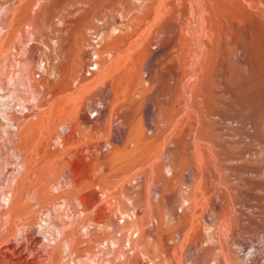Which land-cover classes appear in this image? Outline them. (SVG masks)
<instances>
[{
	"label": "rangeland",
	"instance_id": "1",
	"mask_svg": "<svg viewBox=\"0 0 264 264\" xmlns=\"http://www.w3.org/2000/svg\"><path fill=\"white\" fill-rule=\"evenodd\" d=\"M0 178V264H264V0H0Z\"/></svg>",
	"mask_w": 264,
	"mask_h": 264
},
{
	"label": "bare ground",
	"instance_id": "2",
	"mask_svg": "<svg viewBox=\"0 0 264 264\" xmlns=\"http://www.w3.org/2000/svg\"><path fill=\"white\" fill-rule=\"evenodd\" d=\"M173 20H174V18H173ZM183 29V28H182ZM180 31V30H179ZM182 36V35H181ZM178 38V37H177ZM181 45V44H180ZM104 49V48H103ZM96 51V50H95ZM96 53V52H95ZM98 53V52H97ZM204 53V52H203ZM186 55V54H185ZM93 56H96V58H98V56L97 55H94V53H93ZM110 56V55H109ZM182 56V55H181ZM178 58V57H177ZM97 63V62H96ZM91 66H93V67H95V69L94 70H97V66H98V64L96 65L95 63H92V65ZM185 66V65H184ZM181 67V66H180ZM183 69V68H182ZM196 69V68H195ZM93 70V69H92ZM200 70V69H199ZM203 71V70H202ZM90 73V72H89ZM197 73V72H196ZM201 73V72H200ZM150 78V77H149ZM169 83V82H168ZM165 84H166V82H165ZM195 86V85H194ZM193 86V87H194ZM170 87V86H169ZM196 87V86H195ZM168 90V89H167ZM191 91V90H190ZM193 93H194V91H193ZM193 97H194V95H193ZM180 101V100H179ZM198 101V100H197ZM199 102V101H198ZM200 104V103H199ZM179 107H180V105H178ZM177 107V106H176ZM174 108V107H173ZM178 108V107H177ZM168 113V112H167ZM16 120V119H15ZM13 122H14V120H13ZM163 122V121H162ZM172 122V121H171ZM170 122V123H171ZM165 125V124H164ZM15 127L17 128V130H18V126H16L15 125ZM61 127V126H60ZM59 127V128H60ZM62 127H65V126H62ZM58 128V129H59ZM66 128V131L64 132V134H63V137H62V139H61V142H60V145L63 147V138H65V136H66V133H67V127H65ZM56 138V137H55ZM55 147H53V149H54ZM57 148H60V147H57ZM202 156V155H201ZM209 162V161H208ZM200 163V162H199ZM203 166V165H202ZM205 167V166H204ZM208 170V169H207ZM210 174V173H209ZM53 176V175H52ZM9 182H7V184L4 186V189H6L5 190V192H4V201H5V203L7 204V206L9 207V202H11V200H13L12 199V197L14 196V197H16L15 195L16 194H18V192L17 193H15V191L16 190H12L13 192H12V194L10 193V191L9 190H11L10 188L12 187V185L16 182V177L14 176V174L12 173V172H10V174H9ZM1 179V178H0ZM105 180V179H104ZM67 181V180H66ZM17 183V182H16ZM49 184V183H48ZM205 188V187H204ZM3 189V190H4ZM53 189V188H52ZM37 190V189H36ZM199 191V190H198ZM207 193V192H206ZM2 194H3V192H2ZM24 194V193H23ZM55 194V193H54ZM210 195V194H209ZM212 196V195H211ZM11 197V199H9ZM25 198V197H24ZM35 198V197H34ZM17 199V198H16ZM28 199V198H27ZM41 199V198H40ZM35 200H37V197L35 198ZM24 201V200H23ZM27 201V200H26ZM29 201V200H28ZM49 201V200H48ZM36 202V201H35ZM47 202V201H46ZM12 205V204H11ZM23 206V205H22ZM18 207V206H17ZM28 207V206H27ZM9 208H11V207H9ZM29 208V207H28ZM28 210V209H27ZM30 211V210H29ZM29 211H27V212H29ZM19 212V211H18ZM26 212V213H27ZM41 212V211H40ZM55 212V211H54ZM182 212V211H181ZM24 213H25V211H24V207H22L21 208V212L19 213V214H17L16 215V218H21V216L23 215V217H25V215H24ZM34 213V212H33ZM85 213V212H84ZM29 214V213H28ZM27 214V215H28ZM99 214V213H98ZM132 215H134V214H132ZM8 216V215H7ZM50 216V215H49ZM136 216V215H135ZM14 217V216H13ZM26 218V217H25ZM127 218V217H126ZM135 218V217H134ZM15 219V218H14ZM29 219H30V217H29ZM46 219H48V218H46ZM98 219H102V215L100 216V218H98ZM133 219V218H132ZM145 219V218H144ZM129 220V219H128ZM48 221V220H47ZM22 222H23V220H22ZM101 221H98L97 220V224L98 223H100ZM25 223V222H24ZM50 223V222H49ZM40 224H42V223H40ZM61 224V223H60ZM22 225H26V224H22ZM36 226H38V224H35ZM43 225V224H42ZM51 225V224H50ZM139 225V224H138ZM147 225V224H146ZM21 226V225H20ZM34 226V225H33ZM88 226H90V225H88ZM91 226H92V224H91ZM102 226V225H101ZM32 227V226H31ZM46 227L47 228H41V230L40 231H38L37 230V228L38 227H36V231H38L39 232V234L40 233H42L41 235H43L44 236V240H46V242H47V245H51V243L50 242H53L52 244H55V245H53V247H52V249H50L52 252H54V254H53V258H55L54 257V255H56L57 254V252L59 251L58 250V246H57V244H56V239H57V237L56 236H58V235H60L61 236V233L63 234V232H64V230L62 229V230H58V229H54V230H56V232H53V231H51L49 228V225H46ZM55 228L57 227V226H54ZM141 227V226H140ZM25 228H26V226H25ZM29 228V227H28ZM33 228V227H32ZM58 228V227H57ZM31 229V228H30ZM59 229H61L60 227H59ZM94 229V228H93ZM102 229V228H101ZM104 229V228H103ZM28 230V229H27ZM105 230V229H104ZM32 231H33V229H32ZM32 231H27V233L25 234V237H26V243H25V245H22V246H24V247H26V249L30 252V254H31V256H30V259L28 260L25 256H24V254H23V250L22 249H17V248H15V247H11V246H7V247H5V251L7 252V253H10V257H11V259H8V260H6L7 262H8V264H46V257H48V256H46L45 257V255L43 254V252H41V249L43 248V247H41V241H42V236H39L38 234H36V233H33ZM63 231V232H62ZM147 230H145V232H146ZM93 232V231H92ZM96 232V231H95ZM147 234V233H146ZM64 235V234H63ZM72 235V234H71ZM74 235V234H73ZM150 235V234H149ZM148 237V236H147ZM162 237V236H161ZM164 237V236H163ZM61 238H62V236H61ZM152 238V237H151ZM153 238H155V237H153ZM152 238V239H153ZM70 240V239H69ZM159 240H160V238H159ZM163 240V239H162ZM171 240V239H170ZM58 242V241H57ZM66 243H67V241H65ZM70 242V241H69ZM163 242H166V241H162V243ZM62 243V242H61ZM9 244V243H8ZM69 244V246H70V243H68ZM157 245H158V243H156ZM164 244V243H163ZM72 245V244H71ZM109 245H111V247L109 246V248H112V249H116L115 247H116V245H117V243H115L114 241H111L110 242V244ZM128 245H130V244H128ZM43 246H46V243H45V245H43ZM168 246V245H167ZM176 246V245H175ZM174 246V247H175ZM48 246H46V248H47ZM66 247H68V246H66ZM163 247V246H162ZM169 247V246H168ZM21 248V247H20ZM69 248V247H68ZM172 248H173V246H172ZM163 249H164V247H163ZM72 250V249H71ZM168 250H169V248H168ZM43 251V250H42ZM69 251H70V248H69ZM68 251V252H69ZM115 251V250H114ZM164 251V250H163ZM6 252L4 253V254H6ZM65 252H67V251H65ZM86 252V251H85ZM165 252V251H164ZM163 252V253H164ZM167 252V251H166ZM169 252H171V250L169 251ZM27 253V252H26ZM44 253H45V251H44ZM46 253H47V251H46ZM74 253V252H73ZM166 254V253H165ZM43 255H44V257L45 258H43ZM99 255V254H98ZM91 256H93V255H91ZM90 256V257H91ZM167 256V255H166ZM49 257H51L50 255H49ZM70 257V256H69ZM90 257L88 258L87 257V259H90ZM94 257V256H93ZM97 257V256H96ZM95 258V257H94ZM93 258V259H94ZM12 259H14V260H12ZM86 259V261H88ZM91 259H92V257H91ZM93 259H92V261H93ZM2 260V259H1ZM95 260V259H94ZM119 260V259H118ZM4 261V260H3ZM52 261V260H51ZM54 261H57V260H54ZM84 261V260H83ZM97 261V260H96ZM49 262V261H48ZM62 262H63V260H62ZM81 262V261H80ZM85 262V261H84ZM126 262V261H125ZM60 263V262H59ZM58 263V264H59ZM82 263V262H81ZM127 263V262H126ZM64 264V263H63ZM258 264V263H257Z\"/></svg>",
	"mask_w": 264,
	"mask_h": 264
},
{
	"label": "built area",
	"instance_id": "3",
	"mask_svg": "<svg viewBox=\"0 0 264 264\" xmlns=\"http://www.w3.org/2000/svg\"><path fill=\"white\" fill-rule=\"evenodd\" d=\"M65 131H66L65 127H60L58 129L57 137L54 139L53 146L61 147L60 142Z\"/></svg>",
	"mask_w": 264,
	"mask_h": 264
}]
</instances>
